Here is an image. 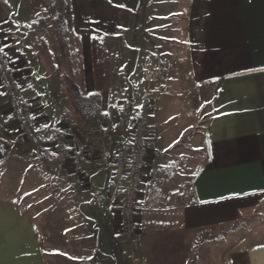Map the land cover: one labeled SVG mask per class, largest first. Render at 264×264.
I'll return each instance as SVG.
<instances>
[{"label":"crops","instance_id":"0c3cea01","mask_svg":"<svg viewBox=\"0 0 264 264\" xmlns=\"http://www.w3.org/2000/svg\"><path fill=\"white\" fill-rule=\"evenodd\" d=\"M11 1L0 0V38L20 93L30 101L35 136H44L46 121L57 120L71 150L87 156L96 148L61 123L56 106L55 98L70 96L66 90L78 70L83 88L100 93L101 112L114 111L112 121L121 109L138 115L142 102L131 88L157 58L164 62L159 74L169 62L172 71L209 90L210 107L201 127L204 155L186 182L194 192L189 205L180 202L183 189L155 187V150L148 145L135 251L124 242L118 203L107 186L110 170L97 158L85 157L81 187L74 183L72 160L24 161L26 169H36L33 176L51 170L52 189L24 188L19 196L18 186L0 183V264H130V258L131 264H264V233L248 230L264 228V0H63V6L24 0V29ZM57 5L70 18L66 33L55 27V14L48 20L38 11ZM0 93L1 172L22 134L1 81ZM167 100L150 105L153 125L146 136L163 133L152 112ZM124 139L110 131L105 141L115 148ZM65 183L79 191L68 187L71 192L62 195L58 185Z\"/></svg>","mask_w":264,"mask_h":264},{"label":"rangeland","instance_id":"374dc122","mask_svg":"<svg viewBox=\"0 0 264 264\" xmlns=\"http://www.w3.org/2000/svg\"><path fill=\"white\" fill-rule=\"evenodd\" d=\"M55 1L60 2L59 4L63 6V0ZM11 2L14 3L10 11L14 12L13 17L18 21V27L24 29V0H12ZM60 5H57L54 10L45 8V10L39 9L38 11L42 12L39 13L40 15H45L48 17V20L51 19L50 15L55 14L54 20L56 23L60 22V24L55 25V27L59 28L63 33H66V31H68L70 28L68 23L70 18L67 10L65 11L62 9ZM37 24L41 28L47 27L46 30H49L52 33L54 31L53 29H55H51L53 27L52 25L44 26L43 22H41V24ZM21 32L22 34L24 33V31ZM97 51L98 53L100 52L99 43L97 44L96 54ZM62 63V67H64L65 61H63V59H61V65ZM162 64L164 65V62L162 63L161 58H157L155 65L162 66ZM168 65L169 62L166 63V66ZM166 66H164L163 72H160L161 74L157 72L156 77L151 81H147L144 76L145 69L151 67H149V64L144 66V68L141 70V73L136 75L137 83L135 88H133L135 90L131 88V92L132 97L135 99L139 97L142 105L147 102L150 103L152 108L154 103L160 99H168L166 102L164 101V106L161 107L162 110L159 108L157 113H155V111L152 112V117L155 114L156 118H159L160 122L158 129L163 133L157 130L155 135L146 136L145 141L147 139L148 141H146V144L151 146L150 149L153 148L155 150L154 159H152L153 157L150 158V160H153L154 164L157 166L153 178L155 187L158 186L169 192L175 190L182 191V189L190 188L189 184H186V182L191 180L194 172L196 171V167L199 166V162L204 155V151L202 149L203 134L201 132V127H203L202 120L205 121V118L208 116L210 107V91L206 90V88H202V86H199L196 83H193L191 80H188L185 74L172 71L171 65L168 67ZM181 78L182 80H180ZM114 79L118 81L121 79V77L114 75ZM65 83L67 85V82ZM70 87L71 88L68 87L69 90H66L70 96L61 95L58 98H55L57 103L55 104L63 115V118L61 119L62 124L68 125L70 121H73L79 126L89 127L102 123H108L110 125L111 122H113L111 115L114 111L109 113L110 109L103 110L102 112L100 109V112L96 118L88 115L84 116L75 110L76 103L74 104V102L81 101L82 99L80 96L94 93H88V90L83 88V82L80 80L79 70L78 74H75V82L71 84ZM132 87H134V85H132ZM117 109L118 108H116V110ZM57 123V120L46 121L43 126H45L47 130L42 131L44 132L43 137H39V135L37 137L33 133L26 139L24 138V135H19L18 138L16 137L17 139L12 142V149L10 150L11 152L7 157L10 163H7L8 165H5V167H3L2 171L0 172L1 185L6 186L7 182V184L9 183L10 188H15L18 186L19 190L17 191L18 193L16 195L19 196L22 195L21 191L24 188H28L29 190L31 189L30 192L45 191L47 193L51 191V170H48V168L45 166L47 169H38L39 172L43 173V178L41 175L33 176L32 173L36 172V169H26L24 166V161H36L42 162L44 164H47L52 160L61 162L62 159L55 151V142L58 135H62L63 131L61 130V127H58ZM152 123L153 119L151 118L150 128L152 127ZM24 147L29 151L26 154L24 153ZM6 170H8V172L6 175H4ZM25 172H28V179L26 182H24ZM61 182L64 183V179H61ZM71 184L74 186L73 183ZM56 185L57 183H55V186ZM68 187L70 188V185L67 186L66 183L58 185V189L64 192L62 195L70 193L71 190L79 191L75 187H71V190H69ZM67 202V199H64L65 205ZM36 203L37 202L34 201L30 202V205H32L31 207H33V205L36 207ZM251 229L253 233H258L254 236L263 235L260 234L262 232L259 231H263L264 233V228H248L250 231ZM124 239L125 241H123L127 242V238L124 237ZM130 250L133 252L132 248ZM128 261L131 264V258L128 259Z\"/></svg>","mask_w":264,"mask_h":264},{"label":"built area","instance_id":"2783aa9c","mask_svg":"<svg viewBox=\"0 0 264 264\" xmlns=\"http://www.w3.org/2000/svg\"><path fill=\"white\" fill-rule=\"evenodd\" d=\"M0 81L5 87V93L13 109L20 132L24 136L33 133V114L30 101L20 94V87L16 81L15 71L11 58L6 52L0 39ZM158 66L146 68L144 76L147 81L156 77ZM150 124V103L145 102L137 116L133 117L127 109H121L111 124H99L82 127L70 121V131L95 145L87 156L70 149L67 138L58 135L55 142V151L62 160H72V174L74 183L81 187L82 163L87 158H97L101 165L110 170L107 186L111 190L112 198L118 203L119 216L122 221V230L133 251L140 243L142 226L137 221V207L140 188L143 183L145 169L148 164V145L145 133ZM110 131H116L125 136L124 141L113 148L106 144V136ZM194 198L191 188H185L180 194L182 205H189ZM133 264H145L143 260L135 259Z\"/></svg>","mask_w":264,"mask_h":264},{"label":"trees","instance_id":"16d2710c","mask_svg":"<svg viewBox=\"0 0 264 264\" xmlns=\"http://www.w3.org/2000/svg\"><path fill=\"white\" fill-rule=\"evenodd\" d=\"M81 101L74 102L75 110L82 115L96 118L100 112L101 95L98 92L80 96ZM79 104V106H78ZM77 107V108H76ZM78 109V110H77Z\"/></svg>","mask_w":264,"mask_h":264},{"label":"snow or ice","instance_id":"6c2138e0","mask_svg":"<svg viewBox=\"0 0 264 264\" xmlns=\"http://www.w3.org/2000/svg\"><path fill=\"white\" fill-rule=\"evenodd\" d=\"M5 2H7V0H5ZM3 49H0V51H2ZM261 71H264V68L260 69ZM0 95H3V93H0Z\"/></svg>","mask_w":264,"mask_h":264}]
</instances>
